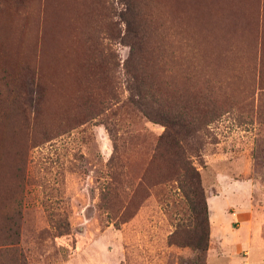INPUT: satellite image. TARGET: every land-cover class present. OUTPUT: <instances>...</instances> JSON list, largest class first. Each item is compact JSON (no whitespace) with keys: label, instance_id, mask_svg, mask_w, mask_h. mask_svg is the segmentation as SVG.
<instances>
[{"label":"rangeland","instance_id":"obj_1","mask_svg":"<svg viewBox=\"0 0 264 264\" xmlns=\"http://www.w3.org/2000/svg\"><path fill=\"white\" fill-rule=\"evenodd\" d=\"M178 153L228 202L207 255L168 243ZM232 263L264 264V0H0V264Z\"/></svg>","mask_w":264,"mask_h":264},{"label":"trees","instance_id":"obj_2","mask_svg":"<svg viewBox=\"0 0 264 264\" xmlns=\"http://www.w3.org/2000/svg\"><path fill=\"white\" fill-rule=\"evenodd\" d=\"M183 124L178 123L177 126L164 125V132L159 135L158 140H165L169 145L177 146L178 142L174 140L175 135L180 132H192L186 129ZM177 166L173 172L178 187L182 190L183 195L190 203V211L192 214V222L190 227L185 228L184 239H175V235L179 230L184 228L176 227V229L168 235V243L178 246H191L196 250L204 252L208 241V220L207 206L203 191L200 185L199 173L196 167L190 162L188 157L176 155Z\"/></svg>","mask_w":264,"mask_h":264},{"label":"crops","instance_id":"obj_3","mask_svg":"<svg viewBox=\"0 0 264 264\" xmlns=\"http://www.w3.org/2000/svg\"><path fill=\"white\" fill-rule=\"evenodd\" d=\"M229 188H226L225 186H223V188L221 189V191H226ZM217 197L218 195H210V196H206V205H207V211H208V219H209V236L211 237L212 234L214 233H221V231L226 227L229 226V220L228 218L226 219L223 215L224 209L227 207L228 202L225 201L224 204H219L218 207H216V210H214L213 212L209 209V198H214ZM215 202V201H214ZM216 205H217V201H216ZM220 216V217H218ZM221 220H219V219ZM211 252L210 251V246H208L207 250H206V255L207 253ZM215 253V252H214ZM206 258V257H205ZM234 263V262H233ZM232 263V264H233Z\"/></svg>","mask_w":264,"mask_h":264}]
</instances>
